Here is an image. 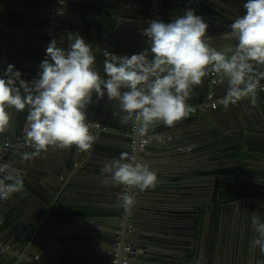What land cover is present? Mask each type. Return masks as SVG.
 <instances>
[{"label": "water", "instance_id": "95a60500", "mask_svg": "<svg viewBox=\"0 0 264 264\" xmlns=\"http://www.w3.org/2000/svg\"><path fill=\"white\" fill-rule=\"evenodd\" d=\"M151 1L66 0L54 39L58 46L66 48L70 34L78 33L93 46L107 43L119 51L130 46L135 50L133 54L142 52L148 40L143 30L148 27L149 20L161 16V0H157L155 9L151 8ZM188 1L208 22V34L215 46L238 42L224 37L230 33L231 23L245 13V0H168V3L179 6L184 13ZM52 2L0 0V67L14 64L25 80L37 77L47 43L52 39L48 35ZM103 59L97 56L101 71ZM260 88L255 105L245 99L225 107L219 100L226 94L227 81L222 84L218 77L213 84L211 72L205 76L197 92L205 99L202 115L209 117L210 133L230 131L219 119L236 118L237 129L241 132L232 135L238 137L241 147L252 142L248 136L264 125V92ZM116 111L118 105L107 96L97 100L94 95L88 116L99 121L101 127L93 130L95 140L89 150L81 152L74 146L67 150L50 148L28 160L24 155L31 153L33 148L26 142L27 113L26 110L23 113L13 111L11 126L0 132V146L11 137V144L1 148L0 163H7L22 174L24 189L0 201V229L8 220L21 227L16 233L5 235L16 248L4 251L1 244L0 264H78L72 263L70 258L85 257L84 250L90 246L100 250V254H95L103 260L100 264H124L125 256L128 257L126 264H138V259L158 264H259L264 261V253L252 246L258 233L249 222L251 215L264 217L263 183L245 181L240 176L232 195L225 198L224 192L229 187L221 178L224 172L213 170L211 161L201 159L203 156H198L183 140L176 145L175 135L163 134L166 131L163 124L153 125L147 135L162 136L164 142L153 139L141 150V141L146 136H141L133 124L123 123L114 114ZM246 131L251 133L247 136ZM210 133L207 139L213 137ZM117 137L119 141L115 140ZM133 140L137 143L135 150L130 145ZM254 148L257 153L242 150L239 160H255L263 168L264 160L258 153H264V146L250 144L249 149ZM161 149L170 153L167 156H182L183 161L187 154L195 153V160L189 163L188 171L176 173L164 169L168 173L165 175L160 170L161 177L153 190L140 191L116 185L102 172L105 164L119 158L121 153L137 161L142 152L147 151L149 155ZM185 184L190 185L182 191ZM125 194L133 199L131 208L125 206ZM82 196L105 202V207L85 214L84 210L79 212L65 206L69 201L81 200ZM230 198L238 201H229ZM209 213L214 246H205L202 241V221ZM76 218L86 221L84 224L95 222V228L68 227L67 224L74 223ZM130 226L133 227L131 232ZM68 245L83 251L72 252L66 247ZM128 245L130 252L125 251Z\"/></svg>", "mask_w": 264, "mask_h": 264}, {"label": "clouds", "instance_id": "9594fccd", "mask_svg": "<svg viewBox=\"0 0 264 264\" xmlns=\"http://www.w3.org/2000/svg\"><path fill=\"white\" fill-rule=\"evenodd\" d=\"M62 3V0H59ZM245 13L230 25L225 39L238 42L219 48L208 34L209 24L192 8L165 22L148 21L143 35L148 47L139 53L117 56L104 49L103 69L97 66V47L78 33L70 34L68 47L52 39L46 48L40 71L31 81L25 80L14 64L0 67V132L11 126L12 113L26 110V138L33 151L32 159L50 148L89 150L95 140L96 125L88 116L93 98L105 96L116 105L114 114L137 127L144 143L162 136L147 135L153 125L169 128L187 117L193 108L187 103L191 91L210 72L218 75L226 94L219 100L225 107L241 100L256 103L258 88L264 80V0H245ZM63 15L64 9L57 8ZM116 185L140 191L154 189L157 173L149 163L132 160L127 153L108 161L102 169ZM22 174L7 163H0V201L22 192ZM125 206L133 199L126 195ZM258 233L252 246L264 253V217H249ZM259 264H264L260 261Z\"/></svg>", "mask_w": 264, "mask_h": 264}, {"label": "crops", "instance_id": "0c3cea01", "mask_svg": "<svg viewBox=\"0 0 264 264\" xmlns=\"http://www.w3.org/2000/svg\"><path fill=\"white\" fill-rule=\"evenodd\" d=\"M114 2L117 3L116 0H114ZM186 4L191 5L189 1ZM160 11H161V16L164 17L163 20L166 22L172 20L173 18L177 16H181V14H183L182 8H180L179 6L170 5L168 3V0H161ZM94 47H97V49L100 50L99 54L97 55L99 57L103 56L104 49H108L109 51L115 53V55L117 56L132 55L135 51L134 48L130 46H124V49L122 51H119L115 47L107 43H102L101 45H95ZM146 48L147 47L144 45L142 49L145 50ZM263 82L264 80L261 81V84H263ZM198 87L199 85L195 86L192 89L190 99L187 101V103L191 105V107L193 108V111L187 117L178 121L174 127L169 128L166 126V131L163 134L168 133L171 135L172 134L175 135V138H176L175 140H177L175 141V143L177 142L176 145H178L182 140L185 141L188 144L187 146L189 148H191L193 151L198 153V156H203V158L201 159L211 161L210 164L213 170L224 172V174L221 175V178L225 179V181L227 182V187H229V189H226L224 192L225 198H228V196L232 195V190L235 189L236 185L239 184L238 181H239L240 176L245 181H249V180L261 181L263 183L262 185L264 186V164H261L263 168H260L258 166L259 163L255 162V160H252V161L249 159L248 160L244 159V161L239 160L240 159L239 157L241 155L240 152H242V150H246L249 154L257 153L254 151L255 148L253 150L249 149L250 144L252 145L261 144L264 146V125L262 126V129L255 128V131L253 133L248 132V131L245 132L247 136L250 133L252 134L248 136L251 138L252 142H249L248 145H246L245 147H243V145L241 147V142L239 141L238 137L235 134L232 135V133H238V131L241 132L240 131L241 129L240 130L237 129L238 123H237L236 118L227 117L225 119L224 118L219 119L221 123L223 122L226 126H228V128H230V131H225V133L219 132V134L210 133L209 127L207 128V126H209L210 124L209 117L205 118L202 115L203 103L205 99H203V96L200 94V92L199 93L197 92ZM210 128L213 129L214 128L213 125H211ZM196 129L200 130V132L195 131ZM208 133L212 134L213 137H210L207 139L208 137L207 135H209ZM8 138L11 139V137H8ZM217 139L218 141H216ZM260 139L262 140L261 141L262 143H258V140ZM115 140L119 141L120 138L117 137L115 138ZM196 141H197V144H196ZM159 147L163 148L161 146ZM162 154H165V156H161ZM168 154L170 153H167L166 151L163 152L161 149L160 151L150 152L149 153L150 156H149L146 151V153L142 152L141 158L143 159L144 162L149 163L151 169L157 173L158 177H161L159 174L160 170L164 172V169L173 171L176 173L178 171H188L190 168L189 163L191 162V160H195V158L193 159V156L195 153L187 154L185 156V159H186L185 161H183L182 156L172 157V156H167ZM258 154H261V157L264 160V153L260 152ZM164 174L166 175L168 173L164 172ZM60 181H63V179L61 178ZM164 185L166 186L167 184H164ZM189 185L190 184L183 185L182 191H186V187ZM148 190H153V189H148ZM75 198H78V196ZM79 199L81 200L75 199V200L69 201L67 205L65 206H69V208L78 210L79 212L84 210L85 214L86 213L93 214L89 212L99 211L100 207H102V209L105 207L104 206L105 202L100 203L94 200L93 198H90L87 196L79 197ZM105 200L106 202H108L107 199ZM228 200L231 201L235 199L230 198ZM236 201L238 200H235L234 202ZM146 202H150V201H146ZM71 216L73 215H70V217ZM211 220H212V215L211 213H209L205 216V218H203V221H202V236H203L202 241L205 244V246H209V245L214 246V243L212 242H215L214 239L212 240L211 235H210L211 234L210 233L211 232L210 231ZM84 222L86 221H82V219L76 218L74 222L75 224L77 223L76 226L74 223L67 224V226L73 229H78V227L79 228L88 227L91 229L95 228V222H90V223H85V224ZM19 227H21V224L17 227L16 223L13 224L10 220H8L6 223L2 225L0 229V237H1L0 247H1V244H3L4 246L3 249L7 247L8 249L14 250V248H16L15 247L16 244L10 241V237L7 239L5 235L11 234V233L14 234L18 232L17 230L20 229ZM58 245L59 244L57 243V246ZM66 247L72 250V252L78 251L79 253V250L83 251L82 248L73 247L72 245H68ZM221 248H222V245H221ZM143 252L144 251L140 249V253L143 254ZM86 253L88 255H86ZM92 253H94V256H91ZM84 254H85L84 255L85 257L73 256L72 258H70L71 262L78 263V264H100L103 262V260L99 258L100 257L99 255L97 256L95 255V254H100V250L96 247L90 246V247L85 248ZM137 262L138 264H158L157 261L146 262L145 260H139V259L137 260Z\"/></svg>", "mask_w": 264, "mask_h": 264}, {"label": "built area", "instance_id": "2783aa9c", "mask_svg": "<svg viewBox=\"0 0 264 264\" xmlns=\"http://www.w3.org/2000/svg\"><path fill=\"white\" fill-rule=\"evenodd\" d=\"M65 4H66V0H62V3H59V0H53V2H52V7H51V11H50V14H49V23H48V35L52 38V39H54V36H55V34H56V28H57V26L58 25H60V22H59V20H60V15L59 14H57V8H64V6H65ZM157 0H152L151 1V8L152 9H155L156 7H157ZM188 5V8L187 9H189V8H191L190 7V4H187ZM164 17L163 16H160L159 17V19H163ZM51 39V40H52ZM50 40V41H51ZM49 41V42H50ZM48 42V43H49ZM48 43H47V45H48ZM145 46L146 47H148V40L145 42ZM45 52H46V50H45ZM99 52H100V50H97V52H96V55H98L99 54ZM44 59H45V55H44ZM217 79H218V75L216 74V73H214V72H211V82L213 83V84H215L216 82H217ZM259 90H261V91H264V82H263V84H262V86H261V88L259 89ZM93 121V123H95V125H96V127L95 128H100L101 127V123L99 122V121H97V120H92ZM135 130V129H134ZM146 138H144V139H142V141H141V145H140V149L142 150V149H144L145 148V146L148 144H146V143H144V140H145ZM11 144V139H6V141L3 143V145H1L0 146V155H1V148H4V147H8L9 145ZM130 145H131V148L133 149V150H135L136 149V145H137V143H136V141L135 140H133L131 143H130ZM137 161H139V162H144L143 161V159L142 158H139ZM126 196V194L124 195V197ZM135 204V203H134ZM131 231H133V227L132 226H130V232ZM8 248L6 247L5 249H3L4 251L5 250H7ZM125 251L126 252H130L131 251V247L128 245V246H126L125 247ZM127 256H125L124 257V264H126L127 263Z\"/></svg>", "mask_w": 264, "mask_h": 264}, {"label": "flooded vegetation", "instance_id": "af4514ba", "mask_svg": "<svg viewBox=\"0 0 264 264\" xmlns=\"http://www.w3.org/2000/svg\"><path fill=\"white\" fill-rule=\"evenodd\" d=\"M50 14V13H49ZM48 18H49V16H48ZM49 23V22H48Z\"/></svg>", "mask_w": 264, "mask_h": 264}]
</instances>
